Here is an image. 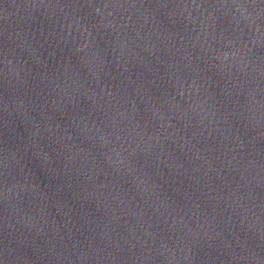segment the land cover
<instances>
[{
	"label": "water",
	"instance_id": "95a60500",
	"mask_svg": "<svg viewBox=\"0 0 264 264\" xmlns=\"http://www.w3.org/2000/svg\"><path fill=\"white\" fill-rule=\"evenodd\" d=\"M0 264H264V0H0Z\"/></svg>",
	"mask_w": 264,
	"mask_h": 264
}]
</instances>
